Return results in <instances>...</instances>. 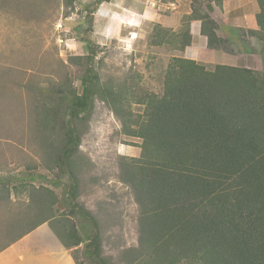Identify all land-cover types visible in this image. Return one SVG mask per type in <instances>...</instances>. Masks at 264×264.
Returning a JSON list of instances; mask_svg holds the SVG:
<instances>
[{
	"label": "trees",
	"instance_id": "1",
	"mask_svg": "<svg viewBox=\"0 0 264 264\" xmlns=\"http://www.w3.org/2000/svg\"><path fill=\"white\" fill-rule=\"evenodd\" d=\"M104 1L110 0H97L96 6ZM213 1L223 3L191 0V12L182 16L178 29L154 23L149 44L185 51L193 40L191 22L201 20L207 39L202 55L225 46L218 23L204 9L211 10ZM256 1L259 29H241V37L264 46V0ZM96 8L88 10L86 32L93 30ZM83 41L87 54L70 57L84 66L80 87L71 78L57 83L58 93L49 102L41 99L37 116L42 138L50 139L49 132L56 140L44 142L46 168L55 174L51 182L58 185L67 176L68 184L61 196L31 182L45 179L42 174L0 177V201L9 206L26 193L27 207L37 218L0 251L48 223L66 249L76 247V264H82L76 256L81 244L95 264H112L103 256L97 218L78 201L80 125L98 98L110 105L126 136L141 140L139 156L119 157V179L132 188L140 208L138 245L125 250V264H264V61L261 70L209 67L172 55L161 93L142 89L134 96L128 81L102 78L95 66L97 46ZM133 102L143 106L142 113L134 112Z\"/></svg>",
	"mask_w": 264,
	"mask_h": 264
},
{
	"label": "rangeland",
	"instance_id": "2",
	"mask_svg": "<svg viewBox=\"0 0 264 264\" xmlns=\"http://www.w3.org/2000/svg\"><path fill=\"white\" fill-rule=\"evenodd\" d=\"M127 1L133 5L135 0ZM96 2L68 0L67 5V0H0V177L42 174L45 179L31 182L36 186L47 185L61 196L64 194L67 176L58 185L53 184L51 179L55 174L46 168L45 143L56 140L49 132L45 134L50 139L42 138L37 116L41 99L49 102L52 93H58L57 83L71 78L74 86L80 87L84 66L74 65L70 57L87 54L84 38L97 46L95 66L102 78L115 84L128 81L135 86L134 96L142 94L139 93L142 89L161 93L164 72L172 55L196 56L191 51L181 53L150 45L156 23L151 20L136 28L134 17L125 16L133 26L124 24L120 32L105 34L104 21L99 18L101 22H97L96 17L102 3L96 6ZM124 2L115 1L117 5ZM147 5L160 13L171 11L165 6H153L151 0ZM95 7L93 30L86 32L88 10ZM128 27L136 28L137 33ZM236 44L240 47L242 40L230 45L235 48ZM211 65L214 63L208 64ZM40 89L46 92L40 93ZM132 109L142 113L143 106L133 102ZM80 130L78 201L98 220L103 256L112 264H125V250L138 245L140 208L132 188L119 179V157L139 156L141 140L126 136L110 105L98 98ZM29 199L25 193L13 198L9 206L0 201V249L37 221L27 207ZM11 222L18 225L12 228ZM83 247L84 244L78 246L77 259L82 264H95ZM75 248L68 249L72 256Z\"/></svg>",
	"mask_w": 264,
	"mask_h": 264
},
{
	"label": "crops",
	"instance_id": "3",
	"mask_svg": "<svg viewBox=\"0 0 264 264\" xmlns=\"http://www.w3.org/2000/svg\"><path fill=\"white\" fill-rule=\"evenodd\" d=\"M115 1L102 2L96 14L97 22H101L99 18L104 21L103 28L107 35L120 32L124 24L133 26L131 21H126L125 16L134 17L133 24L136 28L141 23L151 20L178 29L181 26L182 16L191 12V0H172L177 8L171 9L167 14L160 13L151 5H147L150 0H135L133 1L134 6L131 1L125 0L121 5H117ZM211 8L210 10L204 5V9L210 12L218 23L217 33L225 41V46L211 48L208 56L202 55L199 49L203 47L206 49L207 39L201 34V20H193L191 22L192 43L181 53L194 52L196 56L190 55L187 58L199 61L202 56L201 61L208 64H227L261 70L264 61V46L255 39L245 41L239 35L241 29H259L256 20V14L259 11L258 2L256 0H223L222 5H218L213 1ZM118 10L122 12L119 13ZM128 28L132 29V33H137L136 28ZM239 40H242L244 45L241 44L238 47L236 44L235 48L230 45ZM241 49L244 51L240 52ZM0 264H76V262L49 224L43 223L1 250Z\"/></svg>",
	"mask_w": 264,
	"mask_h": 264
},
{
	"label": "built area",
	"instance_id": "4",
	"mask_svg": "<svg viewBox=\"0 0 264 264\" xmlns=\"http://www.w3.org/2000/svg\"><path fill=\"white\" fill-rule=\"evenodd\" d=\"M151 4L153 6L159 5V7L165 6L166 8H169V9H176L177 8L176 3L173 1H168L166 3H163L161 0H159V1L151 0Z\"/></svg>",
	"mask_w": 264,
	"mask_h": 264
}]
</instances>
